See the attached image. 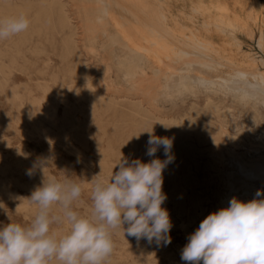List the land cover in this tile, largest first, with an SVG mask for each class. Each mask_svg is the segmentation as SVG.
<instances>
[{"label": "bare ground", "instance_id": "6f19581e", "mask_svg": "<svg viewBox=\"0 0 264 264\" xmlns=\"http://www.w3.org/2000/svg\"><path fill=\"white\" fill-rule=\"evenodd\" d=\"M8 1L5 2L6 18L10 17V14L11 17L24 14L30 22L29 28L17 36L20 37L19 41H30L34 44L35 36H38L37 39L44 37L47 41L48 36L50 37L49 31L63 34L61 52L57 51L62 63L67 64L62 72L63 81L74 90L73 93L90 102L89 114L98 115L96 117L110 114L111 117L116 115L118 118L117 114L120 113L122 121L119 127L129 128L138 136L132 142L133 146L130 145L132 148L129 147V158L138 157L143 162L154 158L145 154L149 139L147 131L152 130L155 136L173 139L172 154L175 159L164 170L163 180H174L172 199L180 216L186 215L191 222L197 218L196 214L198 217L199 214H204L203 197L191 194L188 202L185 199L187 190L191 188L194 193L193 188L199 183L205 184L206 188L213 185L218 210L228 207L229 201L234 197L244 202L264 199V195L256 196L257 190L264 193V126L253 132L245 128L241 133L245 135L248 144L243 143L244 145L238 140L239 136H234L233 132L229 131L231 125L234 127L231 129L242 127V123L235 120L236 124H231L233 118L230 120V116L233 111L244 114L247 121L252 120L256 124L262 119L264 71L259 69L255 61L244 65L225 54L223 50L217 49L200 33L177 32L176 27L170 24L171 19L161 0L156 9H152L157 13L156 24L154 20L151 21L153 24L146 22V19L145 23L142 22L141 11L137 10L138 0H77L79 20L91 31L88 38L86 37L91 52L99 58L109 51L114 62L113 67L117 71L112 72L113 67L108 68L112 83L106 89L107 92L103 93L94 81L95 68L85 65L87 60L83 59V54L76 45L77 26L72 22L67 8L70 1L17 0L18 2L11 4ZM149 3L146 2L145 6ZM127 4L130 6L127 7ZM151 6L153 8L155 5ZM1 8L0 16L4 18L5 11ZM192 12L199 14L198 9ZM147 16L149 19V15ZM215 24L216 28L222 29L223 34L231 37L234 32H228L237 29L233 22L232 26L227 27L223 18H219ZM204 26L207 28L206 23ZM40 40L42 39L40 38L39 42ZM259 40L264 48V42L261 38ZM42 43L45 44H40ZM17 45L12 46L14 48ZM236 45L238 46V43ZM19 47H22V44ZM33 52L36 53V49ZM20 55L22 54H19V57ZM47 90L51 91L49 87ZM222 97H230L233 106L224 105ZM45 106V113L49 116L51 105ZM55 108L54 106L53 109ZM53 112L55 114L56 111ZM241 146L246 148L241 150ZM156 157L165 159L162 148L156 153ZM178 166L182 169L181 173L177 172ZM195 171L205 173L203 182L195 180ZM178 175H181L180 182ZM175 221L171 219L172 225Z\"/></svg>", "mask_w": 264, "mask_h": 264}, {"label": "rangeland", "instance_id": "374dc122", "mask_svg": "<svg viewBox=\"0 0 264 264\" xmlns=\"http://www.w3.org/2000/svg\"><path fill=\"white\" fill-rule=\"evenodd\" d=\"M18 1L9 0L8 2L11 4V2ZM67 1H70L67 8L72 22L77 26L76 45L83 54V59L87 60L85 65L95 68L94 81L97 87L100 91L106 93V89L112 83L107 72L108 68L113 67L114 64L111 59L112 55L107 51L101 57L96 58V54L91 52L89 42L86 40L91 31L86 28V24L79 20V2L77 0ZM117 1L124 2L123 0ZM161 1L171 19L170 24L176 27L177 32L190 33L194 31L200 33L202 37L210 40L217 49L223 50L225 54L239 63L248 65L255 61L259 69L264 71V48L259 43L260 38L264 42V0ZM2 2L3 0L0 1V8L4 5L1 10L4 9L5 11L7 9L6 0ZM146 2L147 4L150 2L148 6L152 4L155 6L153 8L152 6H145ZM159 3L160 0H138L137 7L139 6V8L137 10L138 12L141 11V14H138L142 16L140 17L142 22L145 19L148 23L154 20L156 24L157 13L156 10L153 12L152 9H156ZM128 6L130 4H127ZM194 9H198L199 14H193L192 10ZM147 12H150L151 15ZM146 14L149 15V19ZM151 16H154V19ZM2 18L3 16H0V19ZM4 18H6V11L4 12ZM219 18H223V22L227 27L232 26L233 22L237 29L228 33L234 32L232 35L234 39L231 35L223 34L222 29L216 28L215 23L219 21ZM205 23L207 28L204 26ZM48 33L50 37L47 36L48 40H51L50 42L46 41L44 37H39V39H42L40 42L37 39L38 36L33 38L34 44L37 45L36 43H38L37 46L31 44L30 41H19L20 37L17 36L20 33L0 40V204H2L0 205V228L9 223L28 225L31 222L38 211V205L30 201L31 194L37 187L42 185V180L49 175L56 176L61 182L67 179L79 183L82 187V195L77 201L73 202L72 207L81 215H90L92 181L95 179L110 180L112 173L119 170L117 164L120 158L124 157L123 159H127L129 162L139 159L138 157H128L132 148L130 145L133 146L132 142L138 136L131 132L129 128H120L122 121L120 113L117 114L120 120L116 115L111 117L112 115L105 114L96 117L98 115L89 114L91 111L90 102L81 99L79 94L73 93L74 90L69 85L66 86L62 72H64L67 64L62 63L60 53H58L61 52L60 44L62 45L63 34L58 31H49ZM15 37L18 41L13 39ZM41 42L45 44H40ZM20 43L22 47H19L21 46ZM16 44L19 48L14 46V50L12 45ZM40 45L42 46L39 47ZM31 49L33 51L36 49V53ZM20 51L23 52L20 53ZM18 52L22 54L20 57L24 56V58H20ZM15 63L16 67L14 66ZM112 72H117L116 68L113 67ZM52 75H56L54 80H52ZM46 86L51 91L47 90ZM120 87L124 88V86ZM47 91L49 92L47 93ZM42 98H45L46 101L44 102ZM222 99L224 105L229 106L230 104V106H233L230 97H222ZM150 103H152V100H150ZM44 104L51 105L49 116L45 113L46 106ZM38 105H42V108L40 109ZM54 106L55 109H53ZM234 106L237 107V105ZM53 111H56L55 114ZM242 116L244 114H237V111L232 112L230 116V120L233 118L231 124H236L235 121H238L242 123L240 126L242 125L244 128L235 127V129H231L234 128L231 125L229 131L233 132L234 136L240 137L238 140L241 144H248L245 135L242 134L243 130L246 128L245 130L253 132L264 126V112H262V119L258 124L252 120H248V122L247 116ZM211 129H213V126H211ZM239 132L240 134H237ZM245 148V146L240 147L241 150ZM126 151L128 154H126ZM39 158H47L50 163L44 169V174L37 168L34 170V174L29 177L26 171ZM178 169L177 172L181 173V167ZM195 173L197 174L195 180L203 182L205 173L203 171H195ZM180 178L181 175H178L179 182ZM173 182L174 180L166 178L163 180L162 186L163 192L167 195L162 207L168 210L171 219L176 220L169 233L172 238L171 243L165 246L162 243L157 245L155 240L151 243L145 239L137 241L134 237L127 236L126 233L124 236L123 229H117L112 234L114 250L105 261V264H188V262L181 260L182 249L187 243L188 236L199 227L200 222L210 213L218 211L214 193L215 188L213 185L206 188L205 184L199 183L194 186V193L191 188L187 190V196L185 197L187 202L191 194H197L205 200L204 214H199V217L196 214L195 218L198 219L194 218L196 221L189 222L186 215L180 216L177 212V206L172 199ZM52 213L55 215L60 214V206L54 205ZM198 222L199 224H196ZM124 227L126 228L127 225L125 224ZM51 228L59 236L68 230V225L66 223H54ZM49 264H58V262L53 259L49 261ZM200 264H203V262L201 261Z\"/></svg>", "mask_w": 264, "mask_h": 264}, {"label": "clouds", "instance_id": "9594fccd", "mask_svg": "<svg viewBox=\"0 0 264 264\" xmlns=\"http://www.w3.org/2000/svg\"><path fill=\"white\" fill-rule=\"evenodd\" d=\"M24 14L0 19V40L29 28ZM149 133L148 162L120 158L119 170L110 180L95 179L91 189V213L81 215L72 207L82 195L79 183L59 181L49 175L31 194L38 211L28 225L9 223L0 228V264H105L114 250L112 234L123 229L137 241L171 243L173 227L169 212L162 207L163 172L174 162L173 139ZM163 149L165 159L156 157ZM50 160L39 158L26 174L44 169ZM264 195L257 190L256 196ZM2 205V204H0ZM59 205L61 213H52ZM54 223H66L63 235L52 231ZM127 225L125 228L124 225ZM181 260L188 264H264V199L247 202L232 198L229 206L212 212L187 238Z\"/></svg>", "mask_w": 264, "mask_h": 264}]
</instances>
